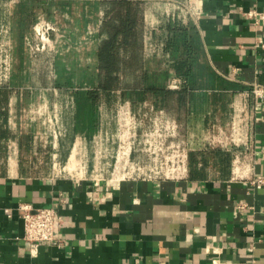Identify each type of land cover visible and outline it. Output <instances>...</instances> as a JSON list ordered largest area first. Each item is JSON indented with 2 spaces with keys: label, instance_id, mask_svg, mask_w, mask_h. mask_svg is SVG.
<instances>
[{
  "label": "crops",
  "instance_id": "0c3cea01",
  "mask_svg": "<svg viewBox=\"0 0 264 264\" xmlns=\"http://www.w3.org/2000/svg\"><path fill=\"white\" fill-rule=\"evenodd\" d=\"M140 1L147 54L149 18L156 35L166 25L161 18L168 23L170 17L148 5L165 0ZM179 1L195 8L183 25H192L197 33L196 78L202 85L184 113L185 138L190 154L205 155L178 179L116 182L37 174L20 159L23 141L15 132L4 135L19 119L16 101L23 100L11 96L10 108L2 112L5 124H0V144L9 152L0 170V264H264V103L252 94L255 84H264V48L256 47L264 41V0ZM51 3L0 0V24L6 20L14 34L25 32L49 10L63 8ZM66 10L77 11L74 3ZM252 11L255 17L249 16ZM73 25L78 33L79 26ZM99 43L100 36L92 51L94 63L84 65L86 72L78 73L77 80L88 81L91 72L97 82ZM71 66L80 67V62L73 59ZM64 75L74 80V72ZM13 79L31 81L25 73ZM212 138L221 145H211ZM21 204L57 209L62 221L56 243H44L31 253Z\"/></svg>",
  "mask_w": 264,
  "mask_h": 264
},
{
  "label": "rangeland",
  "instance_id": "374dc122",
  "mask_svg": "<svg viewBox=\"0 0 264 264\" xmlns=\"http://www.w3.org/2000/svg\"><path fill=\"white\" fill-rule=\"evenodd\" d=\"M51 1L63 8L49 10L47 17L36 19L25 32L14 34L6 20L0 24V88L8 92L7 99H2L0 124H5L2 112L10 108L11 96L23 97L14 105L19 109V119L12 124L13 130L8 123L6 129L10 130L0 132V136L11 131L23 141L20 159L27 167L48 176L120 179L173 176L196 166L191 163L185 138L184 111L174 104L164 110L155 100L133 103L120 94L95 105L78 102L77 94L95 85L91 72L88 81L76 76L86 72L84 65L94 63L92 51L99 42L104 1ZM70 2L77 11L66 10L73 5ZM148 3L150 9L168 14L173 21L183 24L191 19L190 5L184 1ZM161 20L167 24V19ZM72 24L79 26L78 33L72 31ZM149 26L148 68L157 74L173 62L165 49V30L153 35L152 27L157 26L151 18ZM73 59L80 62L79 69L71 66ZM73 72L74 80H67L69 76L64 74ZM24 73L31 81H13V76ZM33 95L36 101H30ZM211 145L221 143L215 140ZM7 154V147L0 144V170L5 167Z\"/></svg>",
  "mask_w": 264,
  "mask_h": 264
},
{
  "label": "trees",
  "instance_id": "16d2710c",
  "mask_svg": "<svg viewBox=\"0 0 264 264\" xmlns=\"http://www.w3.org/2000/svg\"><path fill=\"white\" fill-rule=\"evenodd\" d=\"M166 51L172 64L160 73L150 72L146 59V21L140 0H106L97 51V82L77 94L78 102L100 104L120 94L133 103L155 100L164 110L174 104L178 110L189 112L193 91L201 89L197 80L200 54L197 33L192 25L170 21L165 25ZM182 79L178 89L170 87L173 78ZM7 88H0V107L6 100ZM204 152L191 153L194 165ZM192 170V169H191ZM194 170V169H193ZM192 176H194L191 173Z\"/></svg>",
  "mask_w": 264,
  "mask_h": 264
},
{
  "label": "built area",
  "instance_id": "2783aa9c",
  "mask_svg": "<svg viewBox=\"0 0 264 264\" xmlns=\"http://www.w3.org/2000/svg\"><path fill=\"white\" fill-rule=\"evenodd\" d=\"M190 9L188 13L192 16L195 13V8L189 3ZM249 16L255 17V12L252 11L249 13ZM264 17V15H263ZM256 47L264 48V41L259 40L256 44ZM1 80V79H0ZM182 81L174 80L171 83L170 87L172 89H178L181 85ZM252 94L254 97L260 99L264 103V84H255L252 89ZM187 170L179 172L177 175L166 176V177H152V176H124L120 179L111 178L116 182H120L126 178H150V179H162V178H183L187 175ZM264 182V179L260 180ZM19 210L21 211V217L24 221L25 228V240L29 243L31 253H36L39 247L46 243L52 244L56 243L55 233L58 229L62 219L59 215V212L55 208H41L35 209L32 204H21L19 206Z\"/></svg>",
  "mask_w": 264,
  "mask_h": 264
}]
</instances>
